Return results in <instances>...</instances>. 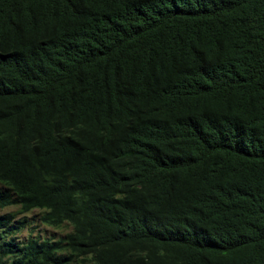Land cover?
Masks as SVG:
<instances>
[{
	"label": "trees",
	"instance_id": "obj_1",
	"mask_svg": "<svg viewBox=\"0 0 264 264\" xmlns=\"http://www.w3.org/2000/svg\"><path fill=\"white\" fill-rule=\"evenodd\" d=\"M10 205L69 230L0 264H264V0H0Z\"/></svg>",
	"mask_w": 264,
	"mask_h": 264
},
{
	"label": "rangeland",
	"instance_id": "obj_2",
	"mask_svg": "<svg viewBox=\"0 0 264 264\" xmlns=\"http://www.w3.org/2000/svg\"><path fill=\"white\" fill-rule=\"evenodd\" d=\"M16 205L6 206L0 209V215L7 212H16ZM38 211L33 210L27 213H15V217L12 222V226L16 228L11 229L10 232L5 234V238L13 237L17 241L24 240L27 236L39 237V238H58L62 236L65 232L69 230L67 225H62L60 227H51L46 224L39 222L38 220ZM21 221L22 224L18 226V222Z\"/></svg>",
	"mask_w": 264,
	"mask_h": 264
}]
</instances>
